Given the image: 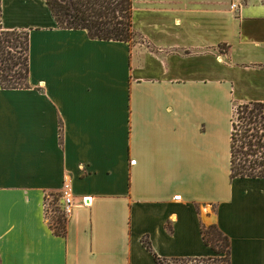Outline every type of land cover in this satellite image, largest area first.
I'll use <instances>...</instances> for the list:
<instances>
[{
    "label": "crops",
    "instance_id": "crops-1",
    "mask_svg": "<svg viewBox=\"0 0 264 264\" xmlns=\"http://www.w3.org/2000/svg\"><path fill=\"white\" fill-rule=\"evenodd\" d=\"M234 1L135 0L130 44L0 0V26L30 34L28 87L0 88V264H158L144 236L210 257L212 223L232 264H264V178L231 179L233 107L264 102V0ZM65 180L63 236L47 203Z\"/></svg>",
    "mask_w": 264,
    "mask_h": 264
},
{
    "label": "trees",
    "instance_id": "trees-1",
    "mask_svg": "<svg viewBox=\"0 0 264 264\" xmlns=\"http://www.w3.org/2000/svg\"><path fill=\"white\" fill-rule=\"evenodd\" d=\"M58 26L83 29L92 39L124 41L132 44L143 37L134 28L135 0H45ZM30 34L0 26V88L28 87L30 75ZM231 179L264 178V102L238 104L231 118ZM57 197L54 198V201ZM58 235L67 234L64 213L52 219ZM205 243L215 254L210 257L164 258L152 248L148 236L142 238L158 264H232V239L218 224L202 225Z\"/></svg>",
    "mask_w": 264,
    "mask_h": 264
},
{
    "label": "built area",
    "instance_id": "built-area-1",
    "mask_svg": "<svg viewBox=\"0 0 264 264\" xmlns=\"http://www.w3.org/2000/svg\"><path fill=\"white\" fill-rule=\"evenodd\" d=\"M245 0H235L232 3V8L234 9H239L241 4L244 2ZM176 199H181L182 195L181 194H177L175 196ZM61 200V203H60ZM77 200V196L76 193L74 191V187L72 185V183L69 180H65L63 182L62 188H61V194L59 196V206L62 209V212L65 214V216H70L73 211L75 206L77 205L76 203ZM82 204L83 205H90L91 201H92V197L90 196H84L82 197Z\"/></svg>",
    "mask_w": 264,
    "mask_h": 264
},
{
    "label": "rangeland",
    "instance_id": "rangeland-1",
    "mask_svg": "<svg viewBox=\"0 0 264 264\" xmlns=\"http://www.w3.org/2000/svg\"><path fill=\"white\" fill-rule=\"evenodd\" d=\"M140 41H142V39L137 37V38H135L134 42H140ZM235 108H236V106L233 107V111ZM47 209H48L50 221H52V222H53V220H52L53 218H56L57 215H60L63 213L61 207L59 206L58 201L57 202L54 201L53 198H50V201H48Z\"/></svg>",
    "mask_w": 264,
    "mask_h": 264
}]
</instances>
